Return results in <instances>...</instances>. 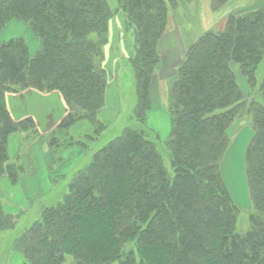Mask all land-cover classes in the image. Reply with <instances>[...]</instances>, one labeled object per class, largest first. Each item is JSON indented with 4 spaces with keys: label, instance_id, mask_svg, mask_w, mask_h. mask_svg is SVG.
I'll return each mask as SVG.
<instances>
[{
    "label": "trees",
    "instance_id": "trees-1",
    "mask_svg": "<svg viewBox=\"0 0 264 264\" xmlns=\"http://www.w3.org/2000/svg\"><path fill=\"white\" fill-rule=\"evenodd\" d=\"M231 2L210 0V5L219 11ZM181 4L0 0V184L4 178L16 186L28 172L20 157L9 155L10 135L23 134V150L40 137L32 117H12L7 94L35 89L63 95L67 114L45 136L60 162L62 154L85 151L108 130L99 112L108 87L105 46L118 11L134 40L128 62L136 80L135 123L103 146H93L61 199L42 207L15 237L22 264H264V6L251 3V9L228 13L188 46L167 78L168 168L147 117L162 63L160 43ZM13 22L31 27L35 51L23 36L2 37ZM237 73L248 84L247 94ZM245 115L253 131L245 152L253 211L249 230L239 234L240 208L221 165L231 147L229 130ZM82 122L91 130L78 138L73 129ZM22 212L8 211L0 195V231L15 228Z\"/></svg>",
    "mask_w": 264,
    "mask_h": 264
},
{
    "label": "rangeland",
    "instance_id": "rangeland-1",
    "mask_svg": "<svg viewBox=\"0 0 264 264\" xmlns=\"http://www.w3.org/2000/svg\"><path fill=\"white\" fill-rule=\"evenodd\" d=\"M180 1L182 5H186L185 0ZM238 1V7L232 9V12H244L248 8L251 9L253 7L249 4L244 6L241 5L243 0H237L236 3ZM260 1L261 0H251V2L254 3L253 5L258 6L261 5ZM202 13L203 7L201 3L199 17ZM176 15L177 16L172 18V22L175 23L178 21L180 32L184 30L182 28L194 22L197 30L204 33V24L202 25L201 21L197 22L195 16L183 20L181 11L180 14ZM215 27H217V25H214V28ZM5 30H7L8 33L12 31V33H14L12 36L25 37L31 49L33 51L37 49L38 40L34 36L31 27L22 22H13ZM169 30L175 29L172 27ZM133 43L134 40L132 35L127 31L125 25V15L123 11L120 10L110 20L109 41L105 46L104 66L108 71V87L106 91V105L100 110L99 116L109 127L98 141L89 142L90 145L87 149L85 148V151L79 148L70 149L62 154L63 159L58 162L57 157L45 143V136L49 134L51 130L55 129L67 114V104L58 91L45 94L35 89H29L8 98L12 117L15 120H21L29 115L34 116L40 133V137H38V135L35 137V139H37L35 144H32V146L37 145V147L32 149V146L29 145L26 150H23L24 148L22 149V143H24L25 146L27 145L25 144L27 141L24 140L23 142V134H12L9 139L10 157L12 159L20 157L21 161L23 163L25 162V165L28 166V164L31 163L30 166H33L31 162L33 161V156L30 159L28 157V160L26 159L27 157L23 156L28 154L30 149L34 150L37 148L38 150H36V152L38 151L41 153L38 154L39 161L41 162L38 163L37 158L35 160V165L39 167L38 172L36 173L35 166L27 168L28 172L23 175L20 183L16 186L10 185V181L4 178L1 181L0 195L6 203V209L14 212L22 210L23 212L20 214L15 228L0 231V264H22L24 262L23 256L14 250L13 243L15 237L39 217L42 207L53 205L61 199V196L67 191L68 180L71 178L72 174L91 158V154L94 151V148H92L93 146L96 144V147L103 146L109 140L119 135L126 125L135 123L133 109L136 103V80L131 64L128 62V58L133 52ZM162 65L163 67L160 69V73L157 75L155 82V84L159 82V85L161 83V89L158 92V87H155L154 94L155 102L158 103L161 101L165 109L169 101V80H167L169 77L167 76L174 74L175 68H168L164 63ZM237 76L244 93L247 94L249 91L248 84L239 73H237ZM164 77L167 78L164 80ZM162 79L163 82H161ZM19 113H21V115ZM250 122V117L246 115L241 119L235 120L229 130L231 147L221 165L224 181L234 202L240 208L236 226V231L239 234L246 233L249 230L251 225L250 216L253 211L245 177V152L253 136ZM166 126L167 123H164V121L162 124L159 123L158 125L162 133L166 131ZM168 129L169 131L171 130V122ZM90 130V125L86 122H82L74 127L73 133L78 138H83ZM154 132L157 133L159 131L156 130ZM167 136L164 138L159 136L161 139L159 149L166 166L169 168V154L164 144ZM90 148L92 149L88 151ZM61 151L62 149L60 152ZM30 154H33V151H31Z\"/></svg>",
    "mask_w": 264,
    "mask_h": 264
},
{
    "label": "crops",
    "instance_id": "crops-1",
    "mask_svg": "<svg viewBox=\"0 0 264 264\" xmlns=\"http://www.w3.org/2000/svg\"><path fill=\"white\" fill-rule=\"evenodd\" d=\"M236 1L237 0H232V2L230 4L223 7L219 11H213L211 9L210 0H195L194 2H192V4L191 3H186V5L181 4V7H180L181 16H182L183 20H186L190 17L195 16L196 21L197 22L201 21L202 25L204 24L203 26H205L204 27L205 31H207L211 28H214V25H218L228 15V13L232 12V9H236V7H238L239 1L237 3H236ZM260 2H261V5L264 6V0H261ZM201 3H202V7H203V13L199 17V11L201 9ZM251 3H252L251 0H243L241 5H243V6L248 5V4L250 5ZM226 9H228V10H226ZM197 18H198V20H197ZM173 29H175V30H168L167 31L166 35L164 36V38L162 39V41L160 43V52L162 54V63L159 67L158 73L155 75L153 82H152V86H151L152 106H151L150 111L148 112V117H147L148 126L151 129H154V131L158 130L159 132H157V134L162 138L166 137L167 135L169 136L170 131H169L168 127H170L171 116H170V113L168 112V110L166 108L165 109L163 108L161 101H159L158 103L155 102V94H154L155 87H158V90H157L158 92L161 89L160 88L161 83H160V85H159V82L155 84L156 77L160 73V69L163 67V65H162L163 63L168 68H173V67L176 68V66L182 62L188 46L203 33L202 31L197 30V27L194 24V22L193 23L191 22L188 24V26H185V28H182V29H184V30H181L182 33L180 32V27H179L178 21L173 24ZM2 33H3V35L2 34L1 35L3 38H6V37L9 38L12 35H14V33H12V31L10 33H8L7 30H4ZM164 51L166 52L167 55L165 54ZM167 77H169V75ZM167 77H164V80ZM161 82H163V79ZM27 90H29V89H27ZM27 90H24L22 92H25ZM22 92H19V93H22ZM40 92H42V91H40ZM52 92H55V91H52ZM52 92H44V93L50 94ZM19 93H9L6 96L7 106L9 108L10 112H11V109H10V106L8 103V98L12 95L14 96V95H17ZM62 97H63V95H62ZM63 99H64V97H63ZM19 114L21 115V113H19ZM27 117H32L35 120L34 116L29 115ZM163 121H164V123L165 122L167 123L166 129H165L166 131H164V133H162L160 131V129H159L160 126L158 127L159 123L162 124ZM9 139H10V137H9ZM9 145H10V140H9ZM22 145H23V143H22ZM30 146H32V144ZM34 147H37V145L36 146L33 145L31 148L33 149ZM32 149H30V152L28 154L24 155L23 157H27L26 159L28 160V157L30 159L33 156V161H31V162H32L33 166H35V170L37 173L39 170V167L37 165H35V160L38 158V154H41V153H39L38 151L36 152V150H38L37 148L34 150H32ZM31 151H33V154H30ZM39 157H41V156H39ZM26 162H28V161H26ZM37 162L38 163L41 162V161H39V158H38ZM30 164H28V166L26 165V167L27 168L33 167V166H30ZM27 171H28V169H27Z\"/></svg>",
    "mask_w": 264,
    "mask_h": 264
}]
</instances>
